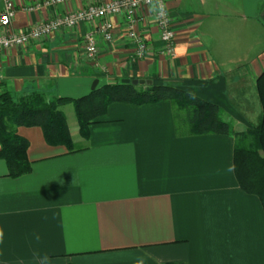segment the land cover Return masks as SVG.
<instances>
[{
	"label": "crops",
	"instance_id": "0c3cea01",
	"mask_svg": "<svg viewBox=\"0 0 264 264\" xmlns=\"http://www.w3.org/2000/svg\"><path fill=\"white\" fill-rule=\"evenodd\" d=\"M39 1L15 0L10 31L116 0L26 10ZM168 10L174 56L164 53L154 6L146 7L144 59H134L123 16L112 18L113 40L96 36L90 59L83 40L96 24L83 22L0 53L3 91L78 99L96 81V89L150 81L218 105L235 133L256 126L264 0H168ZM60 110L74 150L48 144L39 127H20L31 172L14 178L0 160V264H41L45 255L49 264H136L141 256L145 264H264V208L238 183L234 135L180 134L170 100L111 104L87 138L73 104Z\"/></svg>",
	"mask_w": 264,
	"mask_h": 264
},
{
	"label": "trees",
	"instance_id": "16d2710c",
	"mask_svg": "<svg viewBox=\"0 0 264 264\" xmlns=\"http://www.w3.org/2000/svg\"><path fill=\"white\" fill-rule=\"evenodd\" d=\"M256 89L262 106L258 124L246 132L235 133L222 109L194 94L169 85L135 86L127 83L105 85L90 94L74 98L48 100L43 94L17 98L3 91L0 95V160L17 178L31 172L27 151L29 141L17 133L20 127H39L50 145L74 150L66 115L60 107L73 104L80 133L89 136V128L100 123L114 103L151 104L172 101L178 111L177 128L182 135H234V170L241 189L257 196L264 208V72Z\"/></svg>",
	"mask_w": 264,
	"mask_h": 264
},
{
	"label": "built area",
	"instance_id": "2783aa9c",
	"mask_svg": "<svg viewBox=\"0 0 264 264\" xmlns=\"http://www.w3.org/2000/svg\"><path fill=\"white\" fill-rule=\"evenodd\" d=\"M4 4L0 13V53L7 52L18 46L27 45L30 40H43L51 37L54 32L61 29L75 28L83 22L96 24L94 32L84 36V46L90 59L95 60L98 54L96 36L100 35L104 40H113V17L123 16L128 39L135 45L134 59L140 60L148 56L150 47L147 40L138 31L140 24L146 21L143 9L155 6L156 0H116L104 2L99 5L89 6L77 12H68L64 16L56 17L39 25L32 26L29 30L15 33L10 31L16 17L18 7L15 0H1ZM76 0H42L36 5L26 8L28 12L52 8L58 5H66ZM165 14L161 15L158 8L155 10L156 24L161 33V39L165 44L164 53L174 56L176 46V33L171 25L168 10V0H162ZM3 74L0 70V95L3 92Z\"/></svg>",
	"mask_w": 264,
	"mask_h": 264
},
{
	"label": "clouds",
	"instance_id": "9594fccd",
	"mask_svg": "<svg viewBox=\"0 0 264 264\" xmlns=\"http://www.w3.org/2000/svg\"><path fill=\"white\" fill-rule=\"evenodd\" d=\"M158 8L159 10V13L161 15H164L165 14V11H164V5H163V2L162 0H156V4L154 6V10H156ZM3 236V233L0 232V237ZM37 240H39V236L37 235L36 237ZM41 264H49V260H48V257L47 255H45L41 261ZM136 264H145V258L143 256L137 258L136 260Z\"/></svg>",
	"mask_w": 264,
	"mask_h": 264
},
{
	"label": "water",
	"instance_id": "95a60500",
	"mask_svg": "<svg viewBox=\"0 0 264 264\" xmlns=\"http://www.w3.org/2000/svg\"><path fill=\"white\" fill-rule=\"evenodd\" d=\"M122 83H127V84H133L135 86H139V85H147V88H149L151 86V82L148 81V82H145V81H142V80H123ZM97 84L98 82L96 81L94 83V86H93V91L96 90V87H97Z\"/></svg>",
	"mask_w": 264,
	"mask_h": 264
}]
</instances>
